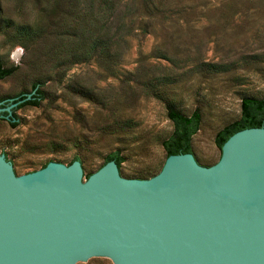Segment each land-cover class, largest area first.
<instances>
[{
    "label": "rangeland",
    "instance_id": "374dc122",
    "mask_svg": "<svg viewBox=\"0 0 264 264\" xmlns=\"http://www.w3.org/2000/svg\"><path fill=\"white\" fill-rule=\"evenodd\" d=\"M0 63L15 67L0 101L44 95L17 126L0 114V154L18 176L76 156L90 174L115 150L124 177L156 175L171 105L200 109L193 152L213 165L217 132L244 97H264V0H0Z\"/></svg>",
    "mask_w": 264,
    "mask_h": 264
},
{
    "label": "water",
    "instance_id": "95a60500",
    "mask_svg": "<svg viewBox=\"0 0 264 264\" xmlns=\"http://www.w3.org/2000/svg\"><path fill=\"white\" fill-rule=\"evenodd\" d=\"M87 175L74 159L18 176L0 154V264H264V126L233 133L213 165L186 152L150 178L114 159Z\"/></svg>",
    "mask_w": 264,
    "mask_h": 264
},
{
    "label": "trees",
    "instance_id": "16d2710c",
    "mask_svg": "<svg viewBox=\"0 0 264 264\" xmlns=\"http://www.w3.org/2000/svg\"><path fill=\"white\" fill-rule=\"evenodd\" d=\"M15 70V67H5L0 63V79H3L11 75ZM38 84H35L36 87ZM36 93H34L30 98L26 99L27 94L21 93L14 97L13 101H6L2 106H7L12 102H17V106L12 109V116L10 118V123L12 126H17L19 118L16 111L25 105H38L43 99V92L37 88ZM24 99V100H23ZM5 115L8 114L7 111L3 112ZM167 115L173 122L172 133L163 141V147L166 152V157L170 154L193 152L192 138L198 132L201 124L202 114L199 108L193 110L190 114H185L180 111L175 106H168ZM264 126V97H252L247 96L241 100V115L238 119L224 126L216 134L215 141L218 147L221 149L225 141L235 132L249 127H259ZM194 153V152H193ZM74 159H79L78 156ZM73 159V160H74ZM114 159L121 171V165L125 160L123 155L119 150L110 152L107 155L104 164ZM70 161V163L73 162ZM69 163V164H70ZM47 164V163H46ZM45 164V165H46ZM103 164V165H104ZM44 165V166H45ZM91 174V173H90ZM88 174L87 177L90 175ZM154 175L146 176L145 178L152 177Z\"/></svg>",
    "mask_w": 264,
    "mask_h": 264
},
{
    "label": "flooded vegetation",
    "instance_id": "af4514ba",
    "mask_svg": "<svg viewBox=\"0 0 264 264\" xmlns=\"http://www.w3.org/2000/svg\"><path fill=\"white\" fill-rule=\"evenodd\" d=\"M0 114H4V113L2 112V113H0Z\"/></svg>",
    "mask_w": 264,
    "mask_h": 264
}]
</instances>
